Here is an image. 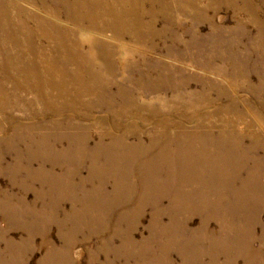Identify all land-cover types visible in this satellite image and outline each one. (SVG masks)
I'll return each instance as SVG.
<instances>
[{
    "label": "rangeland",
    "instance_id": "374dc122",
    "mask_svg": "<svg viewBox=\"0 0 264 264\" xmlns=\"http://www.w3.org/2000/svg\"><path fill=\"white\" fill-rule=\"evenodd\" d=\"M115 1L108 0V3ZM157 3L153 6L150 1L138 6L144 13L145 22L152 19L151 9L159 10L154 14L161 13L160 2ZM163 3L172 12L174 21L184 29L176 26L168 32L176 42H171L168 34L163 39L158 37L151 41L130 40L129 36L116 39L114 32L107 27L96 29L89 23L80 26L87 33L81 38V44L85 47L83 54L91 71L103 80L110 79V87L128 90L132 97L130 103L115 93L108 94L114 100L101 102L95 99L94 105L100 102L96 105L99 108L76 106L75 110L72 109L75 113L52 114L37 100L35 91H13V85L5 81L9 80V73L4 79L6 74L0 70L7 90L22 100L21 103L13 102L6 113H0V142L16 141L29 134L28 138L35 136L57 143L64 141L61 140L62 135L70 136L67 133L75 136L79 135L78 132H87L88 137L91 135V150L98 145H110L116 147L117 154L102 158L103 169L115 176H107L101 181V188L94 181L82 186L84 195H53L48 184L27 178L25 162L15 166L21 173L16 170V180L13 181L12 173L7 170L15 164V155L9 147L0 145L4 158L3 171H0V204L26 213L23 224L19 225L17 221L11 222L5 208H0V264H42L52 249L62 251L65 248L69 260L63 264H152L136 256L143 251L142 246L149 248L148 254L152 255L153 252L159 254L157 249L163 245L169 247L172 264H247L244 251L253 240L251 246L264 253V183L260 180L264 176V147L261 143L255 151L251 150L257 144L255 135L264 141V130L256 123L260 118L264 121V49L256 47L260 44L261 28H264V0H196L195 10L183 3L182 11L175 9L176 4L172 0H163ZM18 5L33 17L24 18L17 24H25L29 30L36 31L39 21L36 18L54 23L47 10L39 4L20 1ZM159 17L157 14L156 29L163 31L167 22ZM57 18L63 25L82 32L76 29L77 24L66 21L65 17ZM212 25L220 30L221 36L211 37ZM194 31L199 35L194 37ZM43 32L39 30L35 40L41 57L25 56L41 66L47 64L46 58L53 46L50 40L41 36ZM197 41L199 46L195 45ZM91 43H106L112 48L111 78L101 75L105 62L98 59L100 51L87 50ZM234 43H238L236 48H232ZM220 44L225 48H219L217 45ZM244 63L247 65L245 75L248 84L240 76L232 75L235 69L244 70ZM147 73H150L149 78ZM153 73L155 78L157 74L163 78L173 75L170 83L176 85L177 90L167 89L159 94L153 89L146 92ZM182 78L183 81L180 80ZM91 100V96L84 98L87 102ZM134 105L141 107H132ZM231 105L237 110L226 113ZM160 122H170L173 125L171 129L177 128V132L186 131L185 135L180 134V138L185 140L191 136L187 132L194 131L199 124L209 128L213 134H220L226 127L228 134L232 131L235 138H245L242 148L246 151L242 154L236 144L217 140L173 142L175 147L187 150L194 159L193 167L207 166L205 170H194L189 177H179L187 166L174 162L170 166L165 163L159 166L171 177H177L169 186L165 184V188L191 191L189 196L180 193V207L174 200L170 202V206L181 208L179 214L171 212L169 200H164L163 231L152 225L153 217L158 215L152 203L157 199L140 196L141 190L151 189L142 184L139 167L135 171L130 169L126 183L128 191L120 194L118 189L121 178L118 168L133 163L143 164L140 156L131 164L130 160L122 158V154L139 147L135 145L137 142L148 143L159 129ZM231 122L234 123L231 125ZM36 125L43 127L34 128ZM70 125L74 126L73 131L66 133L50 128ZM65 143L58 144L57 150L62 151ZM17 150L20 162L31 156L23 146ZM240 154L244 158V167L232 163L240 162L235 161ZM45 162L36 160L31 167L36 171L41 164L47 170L52 169L51 163ZM84 166L82 177L89 174V164ZM66 170L55 168L54 172L61 175ZM134 174L138 176L133 178ZM106 175L102 172V176ZM85 179L82 181L87 182ZM78 182L75 180L74 184ZM74 184L70 186L64 182L59 187L73 189L76 187ZM107 187H110L108 191ZM90 191L93 193L88 196ZM183 208L189 211L187 218L182 215ZM53 213L57 221L47 226L44 219ZM34 215L41 218V227H31ZM130 236L136 249L128 253L121 247L123 239ZM92 259L95 261L91 262ZM262 263L264 261L259 264Z\"/></svg>",
    "mask_w": 264,
    "mask_h": 264
},
{
    "label": "bare ground",
    "instance_id": "6f19581e",
    "mask_svg": "<svg viewBox=\"0 0 264 264\" xmlns=\"http://www.w3.org/2000/svg\"><path fill=\"white\" fill-rule=\"evenodd\" d=\"M20 1L29 4H39L42 8L47 10L48 15L54 19V23L45 20V18H36L39 20L38 30L36 31L29 30L25 24H17L18 21L20 22L22 19L24 20V18L33 17L29 12L19 7L18 4ZM150 1L153 6L158 5L157 1L160 2L161 13L154 14L159 10L151 9L149 14L152 19H150L149 22H145L144 13H142V9H138V6ZM172 2L176 4L175 9L177 11L183 10V3H187L190 7L193 6L194 10L196 7V0H172ZM252 12L255 13V10H252ZM157 14H160L161 17L159 18L167 22L163 31H157L156 29ZM58 16H63L66 21L77 24L76 29L82 32H78L74 28L63 25L62 22L58 20ZM194 18L196 19V17ZM86 23L91 24L96 29L104 27L111 29L116 39H123L125 36H129L130 40L138 38L151 41L158 37L162 38L164 35H167L168 32L173 31L176 26L184 31L183 27L177 23V21H174L172 12L167 8L166 4L163 3V0H116L112 4H109L108 0H0V70L6 74L4 79L7 78V73H9V80L7 78L5 81H9L13 85V91H35L37 100L44 105L46 110H50L52 114H61L65 111H72L75 113L74 110L76 106L87 109H92L94 107L99 108V106L96 105H100V102L94 105L95 99L101 102H107L106 100L111 99L114 100V98L108 94L115 93L119 94L123 101L130 103L132 97L128 90H125V88L110 87V79L103 80L100 76L91 71L90 63L83 54L85 47L81 44L83 43L81 38L87 35V33L81 29L80 26ZM212 29V38H214V36H221V32L218 28L212 25ZM39 30L44 31L41 33V36L50 40L53 44L49 57L46 58L47 64L45 66L27 60L25 57L27 54H31L37 59L41 57L40 48L35 43L36 35ZM193 34H195L194 37L199 35L198 33L196 34L195 31ZM168 36H170L171 42H176V39L170 34H168ZM198 42L199 41H197L195 45L199 46ZM204 42H206V44L209 43L208 41ZM258 42L260 44L256 47L264 49V28H261ZM216 43L219 44V41H216ZM217 46L219 48H225L224 44ZM237 46L238 43H234L232 48H236ZM87 50L100 51L98 59H102L105 62V65L102 67L104 71L101 72V75L105 74L103 75L104 77L111 78L113 75L110 65L111 54L112 62L114 58L112 48L108 47L106 43H101L99 45L98 43H91ZM15 51L17 52L16 54ZM246 66L247 65L244 63V70L235 69L232 75L234 77L240 76L241 79L248 84V78L245 75V70H247ZM71 67H73L74 70H71ZM147 77H150V73H147ZM180 80L183 81L184 78ZM171 81H173V75L163 78L157 74L155 78L153 73L151 75V80H148L149 88L145 91L147 92L153 89L157 90L156 92H158V94L160 92L163 93L167 89L176 91L177 87L171 84ZM114 88L116 92L113 91ZM53 92L54 95H52ZM156 92L153 95H155ZM12 95L5 87L3 77H0V113H6L8 108L13 106V102L21 103L22 100L19 96L16 95L13 97ZM86 96L93 97V100L88 102L84 101ZM262 96L264 97L263 94ZM158 97L159 96H157V98ZM141 98L143 99L144 96ZM132 107H141V105H134ZM236 110L237 108L231 105L225 112L231 113ZM5 119L8 121V117H5ZM233 123L234 122H231V125ZM256 123L260 124L262 130H264V121L261 118L260 120H256ZM172 126L170 122H160L158 124L159 129H156L148 143L142 144L141 142H137L135 145L139 147H135V149L129 153L122 154V158L130 160L131 164L134 159L140 156L143 164L140 163V166H138L137 163H133L132 165L128 164L126 167L122 166L118 168V175L121 176L118 187L119 193L125 194L128 191L126 183L128 182L127 178L129 177L130 169L134 168L135 171L139 167L142 184H145L151 189L148 191L141 190L140 196L141 198L148 197L157 199V201L152 203L153 210H156L158 213V215L153 217L152 225L157 230L161 231H163L161 217L164 212V200H169L168 207L171 212L179 214L181 211V208H178L181 205L179 199L180 193L184 196H189L191 195V191L188 189L176 191L165 188V184L169 186L172 180L177 179V177H171L170 174L160 169L159 166L164 163L170 166L171 162L179 166H187V168L179 174L181 176L177 175L179 177H189L193 174L194 170H205L207 166L201 164L197 167H193V164H195L194 159L189 155L187 150L175 147L173 142L182 140L187 142L188 139L196 142H212L217 140L227 142L226 144H236L242 154L246 153L242 148L245 138H235L232 131L231 134H228L226 127L222 128L219 132L220 134H213L209 128H205L203 124H199L194 131L188 130L189 132H187V134L191 136L185 140V138H180V134L185 135L186 131L181 132L182 130H180V132H177V128L173 127V130L171 129ZM38 127L43 126H34V128ZM73 127L74 126L71 125L63 127L50 126L51 129H59L60 133L71 132L73 131ZM80 127L88 129L83 125H80ZM209 130L210 135H208ZM76 131L79 130L76 129ZM67 134L70 136L62 135L66 136H61V140L64 141L57 143H50L44 138H36L35 136L28 138L30 136L29 134L16 141L14 139H8L0 142V145L9 147V150L15 155V164L10 170H7L12 173L13 181L16 180V170L18 174L19 172L21 173V170L16 169L15 166L23 162L27 164V178L30 180H38L43 184H48L50 193L53 195L64 194L75 196L77 193L84 195L82 186L96 181V184L100 187V182L104 181L107 176L110 178L115 176L108 174L107 171L103 169L102 163L103 156L107 159L109 158L108 156H117L115 153V146L98 145L91 150L89 140L91 137L90 134L89 137L87 132H78L77 134L79 135L75 136L73 133ZM255 138L257 144L251 148L252 151L260 147L261 143L264 147V141L259 140L260 137L257 135H255ZM65 141L67 144L65 143L66 146L62 148V151L57 150V145ZM19 146L25 147L31 155L28 159L21 162L19 151L17 150ZM147 146L148 149L146 150ZM122 149H124V147ZM36 160H45V163L50 162L52 169L47 170L46 166L42 167V165L39 164V169L34 171L31 165L36 162ZM3 161V155L0 153V171H3ZM235 161L240 162H232L234 165L245 166L243 163L244 158L241 154L238 155ZM85 164H89V174L86 177H82L81 171L84 169ZM55 168H67V170L59 175L54 172ZM102 172H105L107 175L102 176ZM235 175L238 176L239 174ZM241 175H243V173H241ZM137 176V174H134L133 178ZM82 179H85L87 182H83ZM75 180L79 181L77 185L74 184ZM260 180L264 183V176L260 177ZM64 182H67L70 186L74 184L76 187L73 189L68 186L60 188L59 184ZM109 188L110 187H107V191ZM92 193L93 191H90L88 196H91ZM131 193H134V191ZM173 200L178 204V207L170 206V202L172 203ZM0 208H2V210L5 208V211L8 212V216L11 218V222L17 221L19 225L23 224L22 220L26 218V213L19 212L13 207H6L2 203L0 204ZM57 210L58 209H56V211ZM182 215L188 217L189 211L183 208ZM33 218L31 227H41V218L37 215H34ZM44 220L46 221L45 224L48 226L51 224L50 222L57 221L56 214H50ZM60 225L62 226L63 223H60ZM252 236H255V232ZM123 240L125 241H123V246L121 248L126 249L128 253L136 249L132 236ZM253 242L254 240L248 243L244 251L247 264H259L264 261V253L259 249L253 248L251 246ZM142 249L143 251L136 256L139 260L146 262L150 261L152 264H172L169 247L165 245L160 246L157 249L159 254L153 252L152 255L148 254V252L151 251H149V248L142 246ZM60 258H62V261H60ZM65 260H69L67 248L62 251L52 249L47 255V259L44 260L42 264H63ZM94 261L95 260L92 259L91 262ZM181 264L184 263L181 262Z\"/></svg>",
    "mask_w": 264,
    "mask_h": 264
}]
</instances>
